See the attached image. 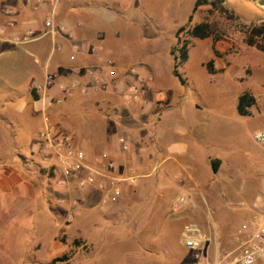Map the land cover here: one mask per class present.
<instances>
[{
	"label": "rangeland",
	"instance_id": "374dc122",
	"mask_svg": "<svg viewBox=\"0 0 264 264\" xmlns=\"http://www.w3.org/2000/svg\"><path fill=\"white\" fill-rule=\"evenodd\" d=\"M195 3H135L136 17L120 41L123 50L113 42L123 62L138 64L130 74L145 79L142 98L133 106L124 95H113L81 98V108L96 110L83 120L84 111H72L68 101L46 112L66 132L72 131L62 121L90 133L89 125L109 120L111 134L129 138L131 149L123 153L129 166L121 174L138 177L124 185L116 203L102 206L98 192L93 197L74 183L65 188L60 168L56 172L34 150L42 117L27 128L17 121L24 114L10 113L9 131L18 135L1 134L0 167L30 171L7 172V177L0 172V264H49L64 254L69 258L57 264H212L215 248L228 246L250 218L258 200L252 191L256 166L264 163V145L254 139L264 128V37L253 32L264 24V0H226L227 13L212 5L194 11ZM145 22L144 30L140 23ZM203 22L212 34L190 35L189 29ZM186 47L188 59L176 61L179 48ZM212 59L214 74L206 66ZM175 64L183 80L174 75ZM243 94L254 99L247 115L238 112ZM93 147L95 153L110 149L108 143ZM14 149V156L8 155ZM210 156L223 159L226 172H213ZM185 193L193 203L174 208ZM190 224L212 242L199 257L183 244Z\"/></svg>",
	"mask_w": 264,
	"mask_h": 264
},
{
	"label": "crops",
	"instance_id": "0c3cea01",
	"mask_svg": "<svg viewBox=\"0 0 264 264\" xmlns=\"http://www.w3.org/2000/svg\"><path fill=\"white\" fill-rule=\"evenodd\" d=\"M143 1L61 0L53 13V0H0V136L3 133L10 134L9 129L14 127V118L10 117V113L24 114L22 119L17 120L19 127L23 125L32 128L35 120L40 117L44 126V113L51 114L54 105H57L49 104L53 97L63 98L60 105L68 101L71 107V103H74L72 111L82 109L85 113L82 120L88 111L92 113L96 110L95 106L81 108L77 104L81 98L92 101L115 95L123 99V88L127 86L128 80L137 74H130V68L134 66L137 70L138 64L123 62V52L116 53L113 42L117 40L121 45L125 27L127 28L136 17L135 8L139 4L135 3ZM51 15L54 20L53 30L45 25V20ZM140 25L141 29L145 30L148 22ZM121 47L123 50V45ZM109 61L117 71L115 76L109 75ZM91 71L95 72L100 82H106L105 89L84 94L77 87L65 94L63 88L70 86L74 81L80 84L92 83ZM48 72L55 76L54 83L42 90ZM33 80L36 81L35 84H32ZM35 94L39 96L38 99ZM53 121L59 124V121ZM100 123L89 125L92 131L87 133L85 126L81 124L62 121L63 126L76 134L79 144L87 150L90 160L97 154L94 152L95 144L108 143L109 151L117 163V172L122 173L129 165L124 160L117 142L118 134L110 133L109 127L112 123H109V120ZM12 133L13 136L18 135L16 131ZM14 154L15 149L8 155ZM209 161L213 168V162H216L217 170L213 169V172H226V162L223 159L210 156ZM26 171L30 170H19L6 164L0 167V172H4L6 177L9 175L7 172ZM256 172L257 181L252 191L258 199L264 196V163L256 166ZM0 182L3 184V179H0ZM4 187L7 189L9 184L5 183ZM85 190L93 197L98 194L90 188Z\"/></svg>",
	"mask_w": 264,
	"mask_h": 264
},
{
	"label": "built area",
	"instance_id": "2783aa9c",
	"mask_svg": "<svg viewBox=\"0 0 264 264\" xmlns=\"http://www.w3.org/2000/svg\"><path fill=\"white\" fill-rule=\"evenodd\" d=\"M41 1V0H40ZM61 0H53V13ZM53 15L45 20V25L54 29ZM110 76H115V70L111 61L107 63ZM92 83L74 81L70 86L63 88L65 94L75 88H79L84 94L99 92L105 89L106 82H100L94 71L90 72ZM55 76L47 73L42 90L54 83ZM140 76H132L123 88V95L127 106H133L142 97L144 83ZM63 98L53 97L49 104H61ZM46 112V111H45ZM39 144L35 147L42 155L44 162L51 163L56 172L60 168L64 179L61 183L65 188H70L73 183L78 190L92 189L100 194L102 206L116 203L123 195V187L126 183L133 184L138 176H123L117 172V163L109 150H103L94 155L92 160L87 150L79 144L74 132L62 130L51 117L44 113V127L39 134ZM258 144L264 145V128L254 134ZM117 142L123 153L131 149L129 138L123 134L118 135ZM192 195L185 193L180 195L174 203V208L193 203ZM183 244L195 257L205 252L210 246L211 239L196 224L188 225L182 233ZM212 264H264V196L258 198L254 204V211L232 234L231 242L223 248L216 247Z\"/></svg>",
	"mask_w": 264,
	"mask_h": 264
},
{
	"label": "trees",
	"instance_id": "16d2710c",
	"mask_svg": "<svg viewBox=\"0 0 264 264\" xmlns=\"http://www.w3.org/2000/svg\"><path fill=\"white\" fill-rule=\"evenodd\" d=\"M225 2H226V0H196L195 6H194V11L200 6L212 5L215 7L218 6L222 12L227 13L229 10L225 6ZM262 9H264V8H262ZM191 19H192V16L190 17V20ZM184 29H185V27H181L179 31L184 30ZM254 29L255 30L253 32L257 36H263L264 37V24L262 26L255 27ZM189 33L193 37H198V38L204 39V38L209 37L212 34V28H211V25L209 23L203 22V23H199V24H196L193 27H191L189 29ZM261 49L263 50L264 46H261ZM188 57H189V53H188V49L186 47V48H179V54L175 55L174 58L176 61H180L182 63V62H185L188 59ZM177 66H178V64H175L174 75L179 77L181 80H183L180 76V73L177 72ZM206 66H207V70L210 73H212V74L215 73L214 60L213 59L210 60ZM35 98L38 99L39 96L37 94H35ZM253 101H254V99L251 95H249V94L241 95L239 97V100H238V112L241 115L249 114L250 113L249 107L252 105ZM213 165H214V170L216 171L217 167H216L215 161L213 162ZM75 242L79 243V241H77V240ZM68 258H69L68 255L64 254L62 256L53 258L49 264H57L59 261L66 260Z\"/></svg>",
	"mask_w": 264,
	"mask_h": 264
}]
</instances>
